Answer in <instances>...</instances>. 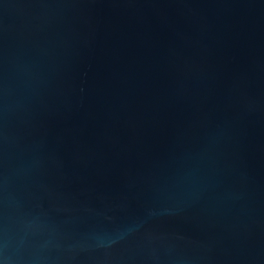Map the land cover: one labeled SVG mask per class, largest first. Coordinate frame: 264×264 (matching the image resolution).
Returning <instances> with one entry per match:
<instances>
[{"label":"water","instance_id":"water-1","mask_svg":"<svg viewBox=\"0 0 264 264\" xmlns=\"http://www.w3.org/2000/svg\"><path fill=\"white\" fill-rule=\"evenodd\" d=\"M0 264H264V0H0Z\"/></svg>","mask_w":264,"mask_h":264}]
</instances>
